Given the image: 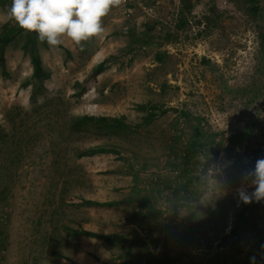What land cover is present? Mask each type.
<instances>
[{
    "label": "rangeland",
    "instance_id": "obj_1",
    "mask_svg": "<svg viewBox=\"0 0 264 264\" xmlns=\"http://www.w3.org/2000/svg\"><path fill=\"white\" fill-rule=\"evenodd\" d=\"M242 5L124 0L102 18L99 37L37 42L50 75L33 95L23 86L31 72L25 33L14 34L0 63V264H156L164 256L171 264H264V200L245 204L237 194L251 192L242 177L264 158V74ZM8 8L0 3V32L18 26L4 22ZM107 55L110 63L78 95L76 81ZM83 114L124 115L131 126L77 129L72 117ZM194 126L204 135L190 155ZM100 145L107 151L78 156ZM241 166L239 184L229 185ZM209 167L215 171L202 178ZM215 182L221 194L201 204ZM236 220V234L222 239Z\"/></svg>",
    "mask_w": 264,
    "mask_h": 264
},
{
    "label": "clouds",
    "instance_id": "obj_2",
    "mask_svg": "<svg viewBox=\"0 0 264 264\" xmlns=\"http://www.w3.org/2000/svg\"><path fill=\"white\" fill-rule=\"evenodd\" d=\"M123 3L124 0H11L4 22H14L25 34L35 33L41 44L57 46L66 37L81 45L90 38L99 37L104 31L102 18L111 8ZM208 158L202 161L204 165ZM214 171L212 167L207 173L202 169L201 177ZM242 179L249 182L253 190L248 192L244 187L238 188L240 201L248 204L264 200V158L257 159L254 168L247 171ZM214 188L200 199L201 204L207 206L214 203L221 194L218 182L214 183Z\"/></svg>",
    "mask_w": 264,
    "mask_h": 264
},
{
    "label": "trees",
    "instance_id": "obj_3",
    "mask_svg": "<svg viewBox=\"0 0 264 264\" xmlns=\"http://www.w3.org/2000/svg\"><path fill=\"white\" fill-rule=\"evenodd\" d=\"M184 3L185 1L189 0H182ZM243 3V8L247 14L251 17V20L254 22V28H255V33H256V41H257V48L260 56V65H259V71L264 74V19L259 18L260 15V10L262 9V6L264 5V0H240ZM0 3H6L8 6L11 5V0H0ZM264 7V6H263ZM183 9V8H182ZM182 9L179 10V16L177 20V26L182 27L184 26L187 22V18L180 16L182 15ZM186 16V15H185ZM21 28L19 26H12L9 28H5L4 31L0 32V63L2 67L5 65V59L3 56V48L10 41L11 38L14 37V34L19 32ZM38 40L36 37L35 33H28L25 34V39L23 43L21 44V49L23 52L27 53L29 55V61L31 65V72L28 76V78L25 80L23 83V86H27L30 84L31 86V94H34L35 89L37 88L38 84H42L45 79H47L50 75L49 69L43 65L40 53H39V47H38ZM150 44V43H148ZM44 46H48L47 43H43ZM59 47H63L62 44L57 45ZM158 58L161 56V54L158 52L157 53ZM112 58L111 55L105 56L100 62H98L93 69L91 70L90 74L88 77L83 79L81 82L76 81L77 86L80 88L77 91L78 95H81L84 93L88 88H89V81L94 78L98 73H100L107 65L110 63V59ZM140 109L146 110L145 105H140ZM153 116V112L148 109L147 114L144 116V122L148 121L151 119ZM72 123L73 126L77 129L89 126V125H96L100 128H105V129H110L111 131H116L120 130L123 128L130 127V122H127L125 120L124 115H119V116H111V115H94V114H83V115H78L72 117ZM204 133L202 132L201 128L198 126L193 127V133L191 134V138L189 139V148L190 155H193L194 150L193 146L197 145V142L203 138ZM236 137H241L239 134L234 135L230 139L233 141V138L235 139ZM237 139V138H236ZM107 151L105 147L102 145L88 148L81 150L78 154V156L82 155H89V154H94L97 152H104ZM255 152V150H253ZM188 154V155H189ZM256 160L252 162L250 166H248V171L254 168ZM242 166L238 168H234L231 172L230 175H228V184L229 185H234L237 186L240 182V175L242 173ZM252 191L253 189L250 188ZM81 202L88 206H93V207H100V208H105V209H116L118 201L116 200H108V201H98V200H92V199H82ZM242 202V201H241ZM233 207V202L231 204ZM242 209V208H241ZM141 213L140 210H138L135 214ZM243 212L239 210L235 214V216H241ZM239 220H236L234 224H232L229 228V232L227 234H224L222 236V239H226L227 237H233L236 234V229H237V222ZM226 223V222H225ZM70 230L77 235H86V236H91V237H98L102 238L104 240H108L110 242H115L117 244L123 242L119 238H115L114 233H98L95 231L91 230H86L83 228L76 229V228H70ZM233 244H235L234 240H231ZM150 250H159L156 248H151ZM67 259V258H66ZM171 259L169 257L164 256V258L160 259L158 263L156 264H171ZM70 260V259H68ZM146 264L145 262L142 263L141 261L139 264ZM71 264H76L74 261ZM150 264V263H147Z\"/></svg>",
    "mask_w": 264,
    "mask_h": 264
},
{
    "label": "built area",
    "instance_id": "obj_4",
    "mask_svg": "<svg viewBox=\"0 0 264 264\" xmlns=\"http://www.w3.org/2000/svg\"><path fill=\"white\" fill-rule=\"evenodd\" d=\"M156 249H159V246L158 247H156ZM2 254V251L0 250V255Z\"/></svg>",
    "mask_w": 264,
    "mask_h": 264
}]
</instances>
